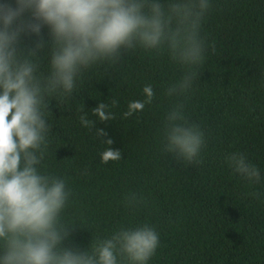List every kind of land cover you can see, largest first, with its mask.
Wrapping results in <instances>:
<instances>
[{
    "label": "trees",
    "instance_id": "16d2710c",
    "mask_svg": "<svg viewBox=\"0 0 264 264\" xmlns=\"http://www.w3.org/2000/svg\"><path fill=\"white\" fill-rule=\"evenodd\" d=\"M6 2L14 0H0ZM209 3L199 30L204 59L191 69L196 75L187 94L167 95L188 69L165 45L159 52L125 50L115 63L82 70L71 94L46 95L49 130L38 168L64 179L71 191L62 214L71 229L65 247L86 251L95 239L147 224L159 234L147 264H264V0ZM42 36L44 47H35L40 36L27 35L19 51L36 65L41 85L52 71L47 26ZM146 85L152 103L126 117L130 102L147 99ZM102 102L113 119L93 114ZM177 103L204 134L192 163L165 150V122ZM83 115L91 126L81 123ZM108 147L121 158L103 163ZM232 153L259 169L258 182L229 165ZM4 247L0 239V252Z\"/></svg>",
    "mask_w": 264,
    "mask_h": 264
},
{
    "label": "clouds",
    "instance_id": "9594fccd",
    "mask_svg": "<svg viewBox=\"0 0 264 264\" xmlns=\"http://www.w3.org/2000/svg\"><path fill=\"white\" fill-rule=\"evenodd\" d=\"M209 0H178L165 7L161 0H14L0 4V239L5 247L0 264H147L159 246V234L145 224L121 228L110 238L93 240L90 249L65 247L70 236L63 212L71 196L64 179L42 174L49 124L46 95L71 94L82 70L97 62L115 63L125 50L137 46L157 52L167 48L172 60L185 66L183 76L167 89L169 97L183 96L193 86V66L204 59L199 36ZM51 37V76L41 85L36 65L19 55L23 38ZM147 99L132 101L124 115L131 116L151 104V85L143 89ZM118 101L113 100L115 106ZM100 103L92 109L101 121L114 118ZM177 103L165 122V150L192 163L204 145L198 125H190ZM85 127L92 125L86 115ZM99 135H106L103 129ZM111 145L113 141L107 140ZM121 158L111 147L101 153L103 163ZM228 162L251 181L260 180L259 169L243 153H232Z\"/></svg>",
    "mask_w": 264,
    "mask_h": 264
}]
</instances>
